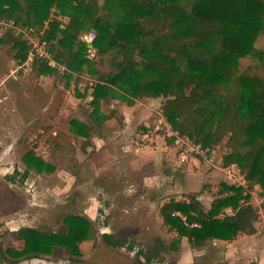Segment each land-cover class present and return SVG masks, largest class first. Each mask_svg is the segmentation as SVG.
Returning <instances> with one entry per match:
<instances>
[{
    "label": "trees",
    "instance_id": "obj_1",
    "mask_svg": "<svg viewBox=\"0 0 264 264\" xmlns=\"http://www.w3.org/2000/svg\"><path fill=\"white\" fill-rule=\"evenodd\" d=\"M53 9L58 11L43 38L51 42L67 79L83 72L96 77L86 89L91 99L85 104L97 126L112 117L100 111L106 99L131 105L159 97L161 112L173 129L202 147L226 139L224 166L235 164L250 187L258 185L264 192V50L254 45L257 37H264V0H0V17L22 25L42 26ZM91 31L95 37L90 49L83 35ZM4 34L0 44L10 35ZM26 46L15 36L16 61L26 59ZM96 56L109 58L105 70L96 67ZM246 57L258 62L241 69ZM33 67L38 75L59 73L40 59L33 60ZM83 95L78 94L85 99ZM93 127L70 121L71 132L85 139ZM23 160V180L31 169L42 173L54 168L29 151ZM221 186L206 209L198 195L169 199L160 207L163 223L192 246L254 234L256 211L243 187L228 182ZM62 222L66 229L61 232L22 227L11 233L22 246L6 248V254L14 262L52 255L55 248L76 251L89 237L90 223L74 214L65 215ZM101 236L108 245H123L111 233ZM164 250L157 239L156 246L140 254L149 264Z\"/></svg>",
    "mask_w": 264,
    "mask_h": 264
},
{
    "label": "rangeland",
    "instance_id": "obj_2",
    "mask_svg": "<svg viewBox=\"0 0 264 264\" xmlns=\"http://www.w3.org/2000/svg\"><path fill=\"white\" fill-rule=\"evenodd\" d=\"M64 18L67 17L59 19L64 21ZM6 33L9 37L0 44V128L8 127L17 134L11 154L15 160L26 166L23 156L29 151L38 153L54 167L37 176L28 173L35 188L27 196L21 195L20 208L27 213L28 225L38 230L64 231L66 226L62 219L69 214L86 218L91 226L89 237L78 243L76 251L55 248L52 255L38 257V261L45 264H147L140 253L148 252L160 239L165 250L149 264L253 263L255 252L247 254L245 248L229 252L227 242L211 241L203 247L190 245L186 238L177 236L165 225L160 216L161 205L171 198L182 200L198 195L206 209L219 196L222 183L233 184L234 179L223 171V157L229 151L226 139L210 147L212 165L205 166L190 157L181 163L176 146L164 132L166 120L160 108L161 98L150 104L144 119L131 123V128L125 132L119 131L122 126L120 107L130 104L122 99H106L101 102L100 111L110 114L111 121L97 126L89 116L91 108L85 104L87 97L91 99L90 90L86 92V89L96 82V77L83 72L67 79L62 71L38 75L31 66L17 69L24 61L13 58L15 35L11 31ZM254 45L264 50V37H257ZM94 54L91 50L89 56ZM95 59L98 69L107 68V56ZM256 62L253 57L243 58L240 68ZM81 93L86 94L85 99L78 96ZM72 119L94 126L88 139L71 132ZM100 136L105 140L94 145L92 140ZM233 173L237 179L235 184L244 183L246 188L255 190L257 198L264 199L263 190L258 185L250 187L243 171L235 169ZM20 174L14 176L19 179ZM34 191L36 206L31 207L27 199L33 200ZM250 205L255 208V200H251ZM226 213L232 214V211L226 209ZM103 233H111L123 241V245L106 244ZM254 238L264 245V237L258 234ZM21 246L22 242L15 235L6 232L1 235L0 251Z\"/></svg>",
    "mask_w": 264,
    "mask_h": 264
},
{
    "label": "crops",
    "instance_id": "obj_3",
    "mask_svg": "<svg viewBox=\"0 0 264 264\" xmlns=\"http://www.w3.org/2000/svg\"><path fill=\"white\" fill-rule=\"evenodd\" d=\"M67 18H64L63 22H66ZM160 98H144L137 99L131 105H122L120 107V113L122 115V126H120V132H125L131 128V123L142 120V117L148 113L150 104L157 102ZM89 102V101H88ZM145 102V103H144ZM149 104V105H148ZM144 119V117H143ZM136 120V121H134ZM140 120L138 122H140ZM111 120H106L108 123ZM0 238L4 233H13L22 227H33L28 225L29 218L26 211L20 208L22 205L21 195L27 196V193H31L34 190L35 185L31 182L28 176L23 180L21 174L14 176L15 170L23 173L26 169L25 164L22 161L15 160L11 155L15 148V140L17 134L12 132L8 127L0 128ZM105 139L100 136L98 140L93 139L94 145L98 146V141L103 142ZM37 156L38 153L36 154ZM16 162V163H15ZM235 165V164H234ZM236 166V165H235ZM237 167V166H236ZM24 168V169H22ZM238 168V167H237ZM239 169V168H238ZM30 173L37 176L35 170H29ZM33 200L30 197L27 199L28 205L36 206V192H33ZM25 209V208H24ZM255 227V226H254ZM255 228V233L251 235L238 234L234 239L230 241L213 240L212 242H227L228 251L233 252L237 249H246V253L255 252L256 259L252 264H264V245L254 237L258 235ZM260 235V234H259ZM211 242V241H210ZM204 246V245H203ZM199 246V247H203ZM18 250L19 248H14ZM251 250V251H250ZM2 251V252H1ZM0 251V259L2 264H45V262L38 261L37 259L30 258L24 260L14 261L6 254L5 249Z\"/></svg>",
    "mask_w": 264,
    "mask_h": 264
},
{
    "label": "built area",
    "instance_id": "obj_4",
    "mask_svg": "<svg viewBox=\"0 0 264 264\" xmlns=\"http://www.w3.org/2000/svg\"><path fill=\"white\" fill-rule=\"evenodd\" d=\"M58 10L53 9L47 20L44 21L42 26H28L16 23L13 19L7 17H0V35L11 31L15 36L20 37L26 42V59L23 63L17 66V69L25 66L29 68L34 59H40L45 61L50 67L57 69L58 71H65L66 68L59 64L53 55L51 42L43 38V34L48 28V23L54 17ZM87 35L88 41H92L95 37L94 32H90ZM164 132L167 138H169L173 145L176 146L177 155L179 161L184 163L189 157L195 159L199 163H203L205 166L213 164V151L209 147H202L200 144H191V141L187 136H182L177 130H174L172 126L166 122L163 123ZM239 170L234 164L223 167V171L228 178L234 179L233 184L237 182L233 172ZM236 186H241L244 189L245 194L248 196V203L251 200L256 202V218L254 221V226L257 232L264 237V199L257 198L255 190L246 188L244 183H236Z\"/></svg>",
    "mask_w": 264,
    "mask_h": 264
},
{
    "label": "water",
    "instance_id": "obj_5",
    "mask_svg": "<svg viewBox=\"0 0 264 264\" xmlns=\"http://www.w3.org/2000/svg\"><path fill=\"white\" fill-rule=\"evenodd\" d=\"M83 39L86 40L87 39V35H83ZM88 46H89L90 49L92 48V45H91L90 41H88ZM89 100L90 99L88 97L85 99V101H89ZM34 259H37V258H34Z\"/></svg>",
    "mask_w": 264,
    "mask_h": 264
}]
</instances>
